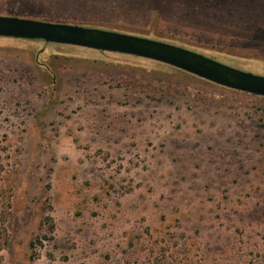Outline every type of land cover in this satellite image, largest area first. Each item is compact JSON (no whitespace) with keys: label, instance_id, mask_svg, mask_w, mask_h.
Returning a JSON list of instances; mask_svg holds the SVG:
<instances>
[{"label":"rangeland","instance_id":"1","mask_svg":"<svg viewBox=\"0 0 264 264\" xmlns=\"http://www.w3.org/2000/svg\"><path fill=\"white\" fill-rule=\"evenodd\" d=\"M0 15L264 76V0H0ZM0 264H264V97L0 37Z\"/></svg>","mask_w":264,"mask_h":264},{"label":"water","instance_id":"2","mask_svg":"<svg viewBox=\"0 0 264 264\" xmlns=\"http://www.w3.org/2000/svg\"><path fill=\"white\" fill-rule=\"evenodd\" d=\"M0 37L135 56L174 67L228 89L264 97V76L226 65L181 46L146 37L1 15Z\"/></svg>","mask_w":264,"mask_h":264}]
</instances>
